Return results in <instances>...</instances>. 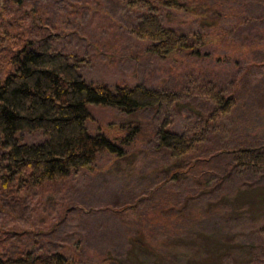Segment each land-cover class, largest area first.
I'll return each instance as SVG.
<instances>
[{"label":"rangeland","instance_id":"obj_1","mask_svg":"<svg viewBox=\"0 0 264 264\" xmlns=\"http://www.w3.org/2000/svg\"><path fill=\"white\" fill-rule=\"evenodd\" d=\"M34 1L39 8L47 6L53 11L47 14L49 18L58 16L60 36L52 46L76 58L79 73L89 83L110 87L142 83L169 91L184 75L191 80L215 77L223 87L236 90L247 75L250 86L264 88V69L254 66V57L264 55V46L252 45L264 41L258 25L244 24L225 34L213 19L221 14L224 18L219 24L231 28L251 11L245 0H205L213 9L206 13L209 18L197 12L164 11L167 26L202 30L207 35L198 53L165 57L154 55L148 43L129 34L130 20L120 3ZM195 1L192 6L200 2ZM27 3L23 0L20 8L33 10L35 6ZM197 8L203 13V7ZM14 9H19L16 3ZM32 28L39 32L37 27ZM179 87L174 88L178 95L169 106L133 114L88 105L87 128L92 134L120 139L129 131L128 126H136L140 134L122 145L120 157L103 151L91 168L30 188L19 202L0 201V237L4 229L30 231L27 239H36L43 249L60 252L75 264H252L256 254L254 232L264 214V177L236 172L228 168L227 160L217 167L222 179L213 187L199 176L192 178V173L172 183L174 190L165 198L161 220H149L153 213L137 206L125 212L112 208L131 196L139 200L144 191L166 180L170 170L186 169L188 157L174 159L168 152L157 150L155 130L163 120L168 123L167 129L175 132L200 127L206 123L209 106L198 96L194 84H187L182 91ZM243 95L248 98L215 122L213 133L198 145L194 155L216 154L245 139H264V99L257 98L264 97V91L261 95L256 91ZM23 140L39 142L42 137L25 134ZM140 213L142 224L137 219ZM146 222L151 225L147 227Z\"/></svg>","mask_w":264,"mask_h":264},{"label":"trees","instance_id":"obj_2","mask_svg":"<svg viewBox=\"0 0 264 264\" xmlns=\"http://www.w3.org/2000/svg\"><path fill=\"white\" fill-rule=\"evenodd\" d=\"M24 1L35 6L33 10L20 8L23 0H0V201L12 199L19 202L22 196L28 195L30 188L61 181L82 168H91L103 151L115 157L123 155L122 145L127 144L134 134H140L139 130L136 126H128L126 130L129 131L124 137L115 140L102 133L92 134L87 128L90 118L88 105L112 107L133 114L163 104L169 106L178 95L174 88L179 85L182 91L187 84H194L198 96L209 106L206 123L194 129L175 132L167 129L168 123L163 120L155 130L157 150L168 152L174 159L188 157L186 169L170 170L166 180L144 191L139 200L131 196L121 205H113L114 211L125 212L137 206L153 213L148 216L149 220L156 217L161 220L162 212L166 209L165 198L174 190L172 183H178V179L192 173V178L198 179L195 175L199 176L213 187L222 179L218 176L222 173H217V167L224 165L225 160L229 162L228 168L236 172L246 171L256 177H264V139H245L221 148L216 154L205 155L201 152L199 155L204 157L194 155L198 145L213 133L215 122L248 98L243 97V93L256 91L261 95L264 91L262 85L250 86L249 78L245 75L240 80V88L227 89L215 77L191 80L182 74L181 81L169 91L156 90L142 83L114 87L89 83L78 71V60L52 46L53 40L60 36L57 30L60 26L58 16L49 18L47 14L51 15L53 11L47 6L39 8L37 1ZM111 1L120 3L126 10L130 20L129 34L148 43L149 50L156 56L198 53V49L207 42V35L202 30L167 26L162 16L164 11H174L197 12L209 18L206 13L213 9L205 0H200L194 6L191 3L195 0ZM15 3L19 9H14ZM244 3L251 6V11L244 19L237 18L238 21L231 28L226 29L219 24V20L224 18L221 14L215 15V23L225 34H229L230 29L254 23L252 27L258 25V31L264 35V0H245ZM197 6L204 8L203 13L198 11ZM46 20L48 23L43 22ZM32 27H37L39 32ZM252 45L264 46V41L252 42ZM254 66L264 69V55L254 57ZM25 134H39L42 140L24 141ZM5 211L9 212L7 209ZM141 218L140 213L137 216L140 224ZM260 220L254 232L256 254L252 264H264V214ZM124 223L134 224V221ZM146 225L149 227L151 224L146 222ZM28 232L16 228L3 230L0 264H75L60 252L43 249L36 239H27ZM23 235L24 239L21 238Z\"/></svg>","mask_w":264,"mask_h":264}]
</instances>
